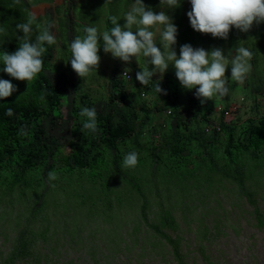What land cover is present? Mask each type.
I'll return each instance as SVG.
<instances>
[{
	"label": "trees",
	"instance_id": "obj_1",
	"mask_svg": "<svg viewBox=\"0 0 264 264\" xmlns=\"http://www.w3.org/2000/svg\"><path fill=\"white\" fill-rule=\"evenodd\" d=\"M15 3V0H0V28L4 29L0 32V48H3L0 53L8 51V48V52L16 51L21 42L18 38L24 35L16 25L25 23L23 19L31 9L27 5L24 9V6L19 7ZM108 20L107 26L110 23L112 28L114 25L111 19ZM36 23L41 26L48 25L47 21L41 19H37ZM233 30L236 28L233 27ZM37 35L38 30L35 27L31 40L34 41ZM248 38L251 41L252 37ZM67 41V38L63 41L61 54L68 57L64 62L69 65L68 70L73 71ZM251 44L254 45L255 42ZM44 46L46 51L42 56L43 70L29 85L27 81L14 80L9 74L8 77L12 80L7 79L0 61V79L6 77L4 80L11 81L18 89L8 98H0V203L8 199V204L14 205L16 192H22L20 200H25L24 189L31 192L29 196L35 200L26 226L21 229V222L17 220V228L21 230L16 244L10 253H0L1 264H54L55 257L46 253L43 246L48 243L51 247L48 251L53 254L56 252L57 247L51 245V231L47 227L44 231L36 232L31 224L52 205V198L63 192L76 196L78 202L87 208L89 216L95 214L102 217L104 226H111L103 231L107 242L117 247L114 251L118 252L119 241L125 242L126 249L131 248L120 232L126 217H134L132 232L128 233L133 246L141 243V250L147 251L151 233L155 245L162 243L171 247L170 253L178 264L187 263L183 254L184 238L179 232L181 223L175 214L178 210L184 211L182 219L185 222L190 220L191 223L196 221V215L187 208L184 200L176 203L171 201L173 179H176L179 191H190L193 188L198 193L204 187L212 188L216 182L218 185L224 181L235 183L239 194L255 207L258 225L264 228V216L257 207L255 198L258 193L253 189V186L264 189V113L247 119L243 125L234 122L232 126L224 125L223 135L210 136L205 131L206 123L202 118L205 119L206 115L213 113L215 97L201 103L198 97H192L191 92L176 80L174 87L164 85L162 88L167 93H162L165 96L162 100H165L166 106L172 108L175 115L173 126L163 133L158 147L150 148L145 140H141V136L143 127L152 119L153 109L141 98L139 90L138 95L129 92L122 80L114 77L107 97H94L93 100L92 93L88 94L91 91L82 88L81 82H77L74 94L67 96L65 88L69 80L64 73L53 70L54 61L58 57H53L50 45ZM260 50L261 53L257 48L251 50V69L264 68V47L260 46ZM263 76L264 71L253 73L251 70L243 80L244 95L253 101L252 105L256 110L264 106ZM102 88L101 85V92L98 93L100 95H103ZM116 91L122 102L121 108L119 105L115 107ZM257 94L262 97L258 98ZM100 102L103 103L99 104ZM87 106H97L95 132L82 130L87 118L82 117L80 111ZM65 107L68 110L66 119L62 114ZM9 108L13 112L11 116L7 115ZM183 110L192 112L187 120L183 119ZM239 121L241 122V118ZM21 129L27 135L21 134ZM130 151L145 153L147 161L154 160L153 167L137 173V165L133 171L126 172L122 162ZM53 170L56 171L58 179L50 182L48 173ZM144 171L153 175L152 182H149V176L146 175L148 172ZM64 172L73 173V177L67 181L69 176L64 175ZM99 176L102 180L108 178V181L86 186L89 178ZM116 176H120L118 183L121 185H113L117 181ZM75 188L77 189L74 190ZM162 188H165L166 197L163 196ZM96 194L99 195L98 199H95ZM153 198H156L155 202ZM164 198H167V206L163 202ZM53 204L58 207V212L63 208L58 200ZM152 205L157 206L158 210L150 218ZM197 208L198 205L195 209ZM136 209L138 213L135 212ZM118 211H122L123 218H120ZM4 217L5 215H0V218ZM205 217L201 216L202 219L197 221L200 226L204 225L197 230V238L202 236L206 239L209 235ZM143 229L147 230L149 238L145 237L141 241L139 236ZM93 249L95 251L91 253ZM89 250L94 257L98 248L90 246Z\"/></svg>",
	"mask_w": 264,
	"mask_h": 264
},
{
	"label": "clouds",
	"instance_id": "obj_2",
	"mask_svg": "<svg viewBox=\"0 0 264 264\" xmlns=\"http://www.w3.org/2000/svg\"><path fill=\"white\" fill-rule=\"evenodd\" d=\"M104 1L109 5L116 3L127 5L129 2V0L127 2L126 0ZM15 2V5L19 7L26 5L30 7L31 13H26V17L23 19L25 23L16 25V28L24 34L23 37H19L21 42L17 50L0 53V61L3 63L2 70L4 72L14 79L27 81L29 85L43 70L42 56L46 51L44 45L56 43V37L52 34L56 29L52 18L53 14H45L39 6L34 10L30 0H15ZM153 3L156 10L160 9L159 12L150 6H146L143 0H135L131 10L121 18L109 16L114 25L110 31V23L107 26L108 19L106 20L107 31L102 33L94 26H86L84 36L79 30L81 37H75L70 44V66L73 71L68 70L67 72L73 73L75 71L82 78L87 77L95 70L105 74L102 71L101 61L105 53H111L114 69L107 76L108 78L103 76V80L105 77L106 79L114 77L119 80H123V77L130 79V75L135 82L130 85L139 90L141 98H144L147 103L157 102L156 109L152 111V119L145 128L143 127L141 136V140H145L150 148L158 147L163 139V133L173 126L175 115L172 108L166 106L165 100H162L165 97L162 93L167 94L162 88L164 85H168L169 88L174 87L176 80L184 89L191 92L192 97H198L201 103H206L215 97L213 113L206 115L205 119L202 118L206 123L205 131L208 135H223L224 125L232 126L233 122L243 124L247 120V118L241 117L245 110L246 100L247 104H253V101L245 97L244 90L241 91V95L234 97L235 100L231 98L220 100V98L230 95L232 91L229 86L230 80L244 83L243 80L251 70L253 73L264 71L262 67L258 70L251 69L250 60L253 57V52L247 47L240 46L242 40L245 39V42H249L248 37L251 36L250 42L260 41L257 49L261 53L260 46L264 47V24L255 32L250 30L254 24L264 23V0H190L191 10L187 16L192 27L187 26L188 30L186 29L184 32L185 38L182 35L178 40V28L169 15L174 8L180 6V0H153ZM164 3L167 4V12L162 8ZM42 4L47 3L42 2ZM177 12L180 11L177 10ZM37 19L47 21L48 25L41 26L36 23ZM133 25L136 26L135 30H133ZM158 26H163V30L160 31ZM35 27L38 30V35L32 41ZM233 27L236 30H233ZM231 29V36L226 40ZM3 31L4 29L0 28V32ZM157 31H160V44L163 46V51L157 47ZM201 33L209 34L210 41L204 42ZM181 40L186 44L181 45ZM197 41L201 42V48H196ZM215 41H217L216 44ZM203 43L213 45L205 46ZM175 44L176 48L180 49L179 56L174 50ZM225 47L230 48L228 53L225 52ZM232 50H235L234 55H232ZM133 58L137 60L136 63H131ZM120 60L131 63L125 65L122 72L118 68ZM57 61L60 60L57 58ZM169 65H174L175 74H166L165 80L159 82L154 75L157 73L162 75L167 71ZM67 78L70 77L67 76ZM77 82H79V77ZM17 90V87L9 80L0 79V98H8ZM98 93L95 94V97H102ZM259 95L261 94L256 96L260 98ZM242 96L245 98H241ZM191 114V111H182L184 120H187ZM7 115H13L12 109L7 110ZM80 115L87 118L83 123L82 130L95 132L97 130L96 108L84 107L80 111ZM240 118L241 122L239 121ZM20 132L27 135L24 129H21ZM145 160V153L130 151L124 156L122 167L127 172L133 171L138 165L139 167L135 168L138 173L145 170L144 167L147 162ZM64 175L69 176L67 181L73 177V173L64 172ZM118 178L120 176H116L117 181L113 185H121L118 183ZM56 179H58L56 171H50L48 180L51 182ZM88 180L89 184L86 186L102 184L104 181H108V178L102 180L99 176L97 178L91 177ZM52 186L55 187L54 184Z\"/></svg>",
	"mask_w": 264,
	"mask_h": 264
},
{
	"label": "rangeland",
	"instance_id": "obj_3",
	"mask_svg": "<svg viewBox=\"0 0 264 264\" xmlns=\"http://www.w3.org/2000/svg\"><path fill=\"white\" fill-rule=\"evenodd\" d=\"M41 1L45 3L49 2V0ZM61 1L64 2L65 0ZM69 1L72 2V4L81 3V6L79 5L80 7H76L78 10L70 14V19L72 17L75 20L72 28L76 32L79 30L84 32L86 26L97 27L98 31L101 33L107 31L106 20L109 16H115L119 19L130 11L135 4V0H129V2L126 0L127 5L124 3L109 5L104 0ZM37 2L35 3L38 4L45 14H53L52 18L54 20L55 29L60 30V21L57 20L61 16L60 12L57 11L59 8H54L53 3L48 6V4ZM143 3L146 6H150L153 10H156L153 0H143ZM55 4H60V2H55ZM176 9L180 12H177ZM190 10V0H180V6L174 8L171 15H169L178 28L177 40L180 39L182 35L183 38H185L184 32L187 26L190 28L192 27L187 16ZM157 11L159 12L160 9L156 10V12ZM67 13L68 12H66L65 15H67ZM125 23L126 21L124 24ZM263 24L264 23L254 24L250 31L255 32ZM158 27L160 31L163 30V26ZM135 28L136 26L133 25V30H135ZM160 31L156 32V43L157 47L161 48L163 51V46L160 44ZM231 33L232 29L226 40L230 38ZM201 35L205 42L207 35H204V33H201ZM253 38H255V36H253ZM208 40L210 41V38ZM181 43V45L186 44L183 40H181ZM214 43L216 44L217 41ZM58 44L61 45V42L58 41ZM259 44L260 41L252 45L250 41L245 42L244 39V41H241L240 46L252 50L253 48H257ZM102 45L103 43L101 46ZM174 46V50L177 56H179L180 49L176 48V44ZM196 48H201V42L197 41ZM229 49L225 47V52L228 53L230 51ZM231 52L232 55L235 54L234 50ZM111 56V53H105L101 61L102 71L105 74L95 70L86 77V81L83 85L81 83L80 86L87 90L93 88L92 93L95 90L96 93L101 92L100 86L102 85L104 87L108 83L109 79H106V77L111 74L114 69ZM232 58L233 56L231 59ZM136 62L137 60L135 58L131 61V63ZM131 63L120 60V64H118L120 72H122L125 65ZM62 67V62L57 61L54 65L55 72H64ZM66 74L69 77L73 75L71 72H67ZM166 74H175L174 65H169L165 73L162 75L157 73L154 77L159 82H163ZM103 76H106L104 80ZM229 86L232 89L230 95L225 98H220V100H228L230 98L235 100L234 97L241 95V91L244 90L243 82L237 83L230 80ZM66 88H68V91H65V94L71 96L74 91L72 84L68 83ZM259 97H261V95H259ZM241 98L245 97L242 96ZM252 108L253 105L251 103L247 104L246 100L245 110L241 117L248 118L253 116ZM263 112L264 106L259 111H255L254 116L258 117ZM62 114L66 119L68 116L66 108L63 109ZM153 163L154 161L150 159L146 162L144 168L153 167ZM144 172H148L146 175L149 176V182H152L153 175L150 174L149 171ZM171 184L174 186L172 189L173 196L171 201L176 203L179 200H184V204L187 208L195 212L196 215V221L191 223L190 220L185 222L182 219L184 211L178 210L175 214L181 223L179 232L184 238L183 254L187 264H264V228L258 225L259 221L257 213H255V207L249 204L246 197L239 194L235 183L224 181L221 185H218L216 182L212 188L204 187L200 193L193 190V188L190 191L186 189L179 191L176 187V179H173ZM184 186L183 184L182 187ZM253 189L258 193L255 197L257 200V207L264 216V189L261 187L256 188V186H253ZM161 191L163 192V196L166 197L167 193L165 192V188H162ZM24 192L26 193V199L23 201L20 200L22 192H16L14 205L8 204V199L0 203V215H5L4 218H0V253L8 254L12 251L16 244L19 231L26 226L29 218H31L29 211L32 209L35 200L32 196H29L31 192L25 189ZM197 194L201 196L199 197ZM96 195L97 197L95 199H98L99 195ZM57 200L60 201L59 205L63 207L60 212L57 211L58 207L53 204ZM155 200L156 198H153V202H155ZM163 202L166 206L168 205L167 198H164ZM51 203L52 205H50L47 210L45 209L41 216H38L37 221L32 223L31 226L36 232L44 231L47 227L51 231L50 236L53 235L51 238V245L57 247L56 252L53 254L52 251H48L51 248L48 246V243L46 245L43 244V246H45L44 250L46 253L55 257L54 264H178L170 253L171 247L162 245V243H157L155 245L151 233H149L150 243L146 249L147 251L141 250V243L135 247L133 246V242L128 238V233L132 232V218L134 217H131V219L126 217L125 221L122 222V230L120 232L126 237L131 248L126 249L125 242L119 241L120 248H118V252H116L114 250L115 248L117 249V247L107 242V237L104 238L103 230L105 228L109 229L111 226H104L105 223L102 217H97L95 214L89 216L87 208L78 202L76 196L63 192L62 194H56L55 197L52 198ZM197 205L198 208L195 209ZM157 210L158 207L152 205L150 209V218L155 216L154 214ZM135 212L138 213V209H136ZM118 213L120 214V218L124 217L122 211H118ZM59 214L60 217H58ZM204 215L206 216L204 219L205 225L209 228V235L206 239L202 236L197 238V230L204 227V225L200 226L198 222L202 219L201 216ZM17 220L21 222V229L17 228ZM149 234L146 229H143L139 236L140 240L142 241L145 237L149 238ZM55 243L56 246H54ZM90 246L98 248L94 257L91 253L95 250H91L90 253ZM120 249L121 251H119ZM163 255H165V258ZM207 257H209V259H207ZM51 263H53V261Z\"/></svg>",
	"mask_w": 264,
	"mask_h": 264
},
{
	"label": "bare ground",
	"instance_id": "obj_4",
	"mask_svg": "<svg viewBox=\"0 0 264 264\" xmlns=\"http://www.w3.org/2000/svg\"><path fill=\"white\" fill-rule=\"evenodd\" d=\"M13 1V0H12ZM42 2L41 0H31V5H32V7H33V9L34 10H36V8H37V6H38V4H36L35 2ZM65 1H67V2H65ZM64 2L63 1H61V0H49V2H47V4H48V6H50V4L51 3H53L54 4V8H59L57 11L58 12H60V18L59 19H57V20H59L60 21V25H59V28H61L60 30H56L55 32H53L52 34L56 37V43L55 44H53V45H50L51 46V49H52V55H53V57L55 56V57H58V59L62 62V69H64V72H56V73H64L65 75L64 76H67V71H68V64L67 63H65L64 61H66V60H68V57H66V56H62V54H61V52H62V49H63V47H62V45H63V41H64V39L65 38H67L68 39V41H67V45H69V47H70V44H71V42L73 41V39L75 38V37H77V36H80V34H79V31H74L73 30V28H72V26H73V24L75 23V20L71 17V19H70V14H73V13H75L76 12V10H78V8L76 9V7H78L79 5L81 6V3L80 2H78V3H73L72 4V2H70L69 0H65ZM37 2V3H38ZM55 2H60V4H55ZM45 3V2H44ZM11 5V4H10ZM79 6V7H80ZM14 8H15V5H14ZM162 8L164 9V11H166L167 12V4L166 3H164L163 5H162ZM24 9H25V7H24ZM27 11V10H26ZM57 11H56V14H57ZM66 12H68L67 13V15H65V13ZM29 13V12H28ZM30 13H31V11H30ZM51 14V13H50ZM40 22V21H39ZM119 22H121V21H119ZM48 23V22H47ZM1 24V23H0ZM13 25H14V23H12ZM16 24V23H15ZM12 25V26H13ZM45 26V25H44ZM114 27V26H113ZM111 30V28L109 29V31ZM15 31V30H14ZM18 31V30H17ZM82 34H83V36L85 35V32H83L82 31ZM205 35V34H204ZM207 35V37L205 38V40H206V42H208L209 40V38H210V35L209 34H206ZM8 37V36H7ZM6 37V38H7ZM5 38V37H4ZM31 37L29 36V39H30ZM8 39V38H7ZM19 39V38H18ZM17 39V40H18ZM2 40V39H1ZM58 41L59 42H61V45H59L58 44ZM244 41V40H243ZM2 41H0V43H1ZM6 42V41H5ZM8 42V41H7ZM9 43V42H8ZM241 44V43H240ZM5 46V45H4ZM8 46H11V45H7V47ZM1 49V48H0ZM3 49V48H2ZM1 49V50H2ZM5 49V48H4ZM0 50V51H1ZM7 50V49H6ZM12 50V49H11ZM5 51V50H4ZM8 51H10L9 50V48H8ZM235 51V50H234ZM12 52V51H11ZM57 62L55 61V64H56ZM3 66V65H2ZM1 66V68H3ZM53 70L55 71V69L53 68ZM0 72H1V70H0ZM7 74V73H6ZM6 74L4 73V75L6 76ZM129 75V74H128ZM78 77H79V82H81L82 83V85L84 84V82L86 81V77L85 78H82V77H80V76H78V74L74 71L73 72V75L68 79L69 81V83H71L72 84V87H73V89H75V87L77 86V80H78ZM129 77H130V79H128L127 77H123V80H122V84H125L126 85V87H127V90L129 91V92H135L136 93V95H138V89L137 88H133L130 84L131 83H135V82H133V78L129 75ZM6 78V77H5ZM4 78V79H5ZM9 78V80L11 79V77H8V74H7V79ZM72 78H73V80H72ZM116 80H117V78H115ZM12 80V79H11ZM15 80V79H14ZM111 80L112 79H109V81H108V83L102 88V91H103V95H102V97L104 98V97H107V93H108V91L111 89V86H112V83L113 82H111ZM11 82V81H10ZM12 83V82H11ZM74 83H76L75 84V86H74ZM83 88V87H82ZM85 89V88H84ZM88 90H90L91 92H88V94H91L92 93V91H93V88H89ZM65 91H68V88H65ZM74 94V91H73V93H72V95ZM95 94H96V90L92 93V95H93V100H94V97H95ZM144 101H145V99L144 98H142ZM103 102H100L99 104H102ZM98 104V105H99ZM150 104V107L154 110V109H156V106H157V102H154V103H149ZM119 105V107L121 108L122 107V102H121V100H120V97H119V93H118V91H116V93H115V107H117ZM88 107V106H87ZM95 108H97V106H95ZM152 110V111H153ZM260 110V109H259ZM259 110H256V109H254V107L252 108V111H253V116H250V117H248L247 119H251V118H254V117H256V116H254V112L255 111H259ZM139 111H141L140 109H139ZM264 113V112H263ZM261 116V115H260ZM243 125V124H242ZM241 125V126H242Z\"/></svg>",
	"mask_w": 264,
	"mask_h": 264
}]
</instances>
